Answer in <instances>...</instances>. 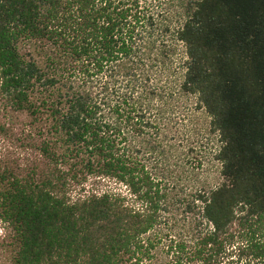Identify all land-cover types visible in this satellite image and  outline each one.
Returning <instances> with one entry per match:
<instances>
[{"label": "trees", "instance_id": "obj_1", "mask_svg": "<svg viewBox=\"0 0 264 264\" xmlns=\"http://www.w3.org/2000/svg\"><path fill=\"white\" fill-rule=\"evenodd\" d=\"M158 1L0 0V101L38 157L0 156L11 264H264V0ZM196 119L218 181L173 201L149 166Z\"/></svg>", "mask_w": 264, "mask_h": 264}, {"label": "rangeland", "instance_id": "obj_2", "mask_svg": "<svg viewBox=\"0 0 264 264\" xmlns=\"http://www.w3.org/2000/svg\"><path fill=\"white\" fill-rule=\"evenodd\" d=\"M158 2L160 10L161 8L163 10L169 7L170 11L173 12L178 6V3L175 0H159ZM154 3L155 2H153V4ZM154 5L156 6L157 3ZM8 120L11 121L12 134L9 136L0 132V156L2 158L11 157L22 165L33 163L38 159L37 153L35 150L25 145V142L29 140L28 121L23 115H11L4 111L3 104L0 101V123H6ZM196 124L197 119L192 122V125L187 124V127L185 128H183L184 124L182 127L179 126V124L175 126L174 129H171V133L168 132L166 137V141L172 146L169 149L170 151L167 155L165 154V157L156 159L149 166L153 172L155 170L157 175L165 177L164 183L167 187L169 196L173 198V201L187 199L196 189L201 188L204 185L214 184L218 181L216 165H214L213 162H209L207 158H201L197 147H195L196 149H193V151H191L192 149L189 150V148L195 146L200 136V133L197 131L198 129L195 128ZM199 127L200 126H198V128ZM187 128L190 129V132L188 133ZM200 142H204V140H201ZM203 156H206V153H204ZM195 158L201 160L200 167H198L197 163L194 161ZM100 184H103L105 188L106 186L111 189L118 188L112 183ZM103 185L87 181L83 187L79 186L72 188L71 197L75 198L78 195H82V190L87 192L97 189L100 190L101 188L103 189ZM10 242L11 236H9V231L0 225V264H11L10 253H7L6 249L1 246V244L9 245Z\"/></svg>", "mask_w": 264, "mask_h": 264}]
</instances>
